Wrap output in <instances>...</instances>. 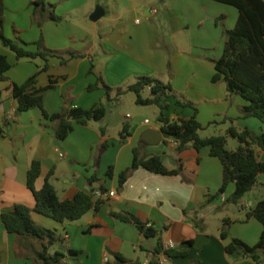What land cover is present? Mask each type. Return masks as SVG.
<instances>
[{"label": "crops", "instance_id": "1", "mask_svg": "<svg viewBox=\"0 0 264 264\" xmlns=\"http://www.w3.org/2000/svg\"><path fill=\"white\" fill-rule=\"evenodd\" d=\"M47 1L54 5L60 22L42 21L31 0H3V34L24 43L30 51L36 50L35 44L42 38L45 49L59 54L73 52L79 57L63 65L59 57L17 60L14 53L0 45V54L10 64L0 80V215L16 204L30 208L35 225L59 237L49 251L63 253L65 264H105V259H113L112 253L144 264L154 257L159 241L164 248L172 243V248L186 254L166 258L165 264H255L225 254L224 247L232 239L254 245L262 225L247 216L254 201L240 200L241 209L233 211L223 207L234 183L218 193L222 165L210 155V148L179 151L170 137L152 143L146 132L163 131L162 123L151 124L140 115L123 116L121 109L130 92L115 98L118 89L125 90L139 77H151L172 88L164 100L163 116L169 121L194 117L203 128L201 138L217 136L210 135L217 130L227 133L229 127L261 134L262 123L242 115L245 101L241 96L229 94L225 81H212V61L223 50L224 37L217 20L224 15L220 5L225 4L212 0H106L112 8L102 7L103 16L92 22L94 0ZM159 14L160 19L155 21ZM232 22L234 15L226 29L232 28ZM91 68L93 73H89ZM33 74L36 88L55 81L53 88L42 92L47 114L59 113L65 107L87 110L103 103L109 106L105 117L87 125L74 124L69 135L58 140L52 123L40 109L17 112L12 87L23 84ZM97 77L112 89L110 103L103 89L87 90ZM113 117L115 123L110 121ZM123 127L128 135L121 139ZM253 149L258 161H264V150ZM134 151L141 160L158 156L165 168L180 169V173L161 175L139 166L129 171L119 187L118 176L131 167ZM33 161L41 167L34 184L36 190L48 178L60 200L72 199L78 192L99 190L100 186L113 191L114 196L102 200L98 210L91 209L77 221L57 222L34 211L35 200L26 185ZM109 168L111 177L106 175ZM92 175L99 180L90 186ZM263 175L257 176L256 185L264 187L259 182ZM116 213H131L142 223H149L155 236L145 237L134 225L115 217ZM224 219H230L225 240L219 236ZM214 222L218 223L217 231L211 232ZM199 234L208 239L196 248ZM41 244L36 239L19 241L7 232L0 218V264H34L29 256ZM260 264H264V254Z\"/></svg>", "mask_w": 264, "mask_h": 264}, {"label": "trees", "instance_id": "2", "mask_svg": "<svg viewBox=\"0 0 264 264\" xmlns=\"http://www.w3.org/2000/svg\"><path fill=\"white\" fill-rule=\"evenodd\" d=\"M212 1L232 6L238 14L232 29H226L222 25L223 50L220 57L212 61L215 70L212 81H225L229 94L241 96L245 101L241 110L242 115L258 119L263 125L262 133L255 135L246 130L238 131L234 127H229L226 134L239 143V147L235 151L227 150L226 137L223 135L201 138L199 132L203 128L194 117L169 121L163 116V110L166 106L164 100L169 97L172 88L170 84H164L151 77H139L125 90L118 89L115 98L130 92L135 95L136 104L157 106L160 111L158 121L162 123V130L177 143L179 151L188 147L199 150L208 146L210 155L216 157L222 165V183L218 193H223L229 183H234V190L226 202L237 204L257 184V176L264 173V161H258L253 149V147H257L264 150V0ZM31 4L42 21L60 22L62 20L60 16L55 14L54 5L47 0H31ZM224 17V15L220 16L219 20ZM3 24L4 3L3 0H0V45L14 53L17 60L39 57L46 61L48 57H59L63 65L69 59L79 57L73 52L59 54L45 49L42 38L36 42V50L30 51L24 43L6 38L3 34ZM9 67L10 64L6 57L0 54V80L4 78ZM89 73H93L92 68ZM35 84L36 74H33L23 84L13 85L12 96L17 101V112L22 113L32 108L40 109L42 116L52 123L55 137L58 140L65 139L73 130L74 124L87 125L90 121L98 122L106 115L107 107L103 103L87 110L65 107L59 113L49 115L43 108L42 92L53 88L55 81L50 80L49 84L43 88H36ZM100 88L105 91L106 102L110 103L113 100L111 97L112 89L103 83L100 77H97L96 81L87 87V90L94 91ZM146 88L149 89L151 97L142 98L141 92ZM1 132H3L2 127H0ZM101 133H104V129H101ZM127 135V128L123 127L120 132L121 139L126 138ZM133 153L131 167L122 171L118 176L119 187L125 183L129 171L139 166L161 175L171 176L180 173V169L168 170L165 168L158 156L141 160L135 151ZM40 168V163L33 161L27 171L26 178V185L35 200L34 211L57 222H73L79 220L91 209L98 210L102 199H95L92 195V189L88 192H78L72 199L60 200L55 188L46 178L42 188L36 190L34 184L40 175ZM106 175L112 176V168L107 170ZM98 180L96 175H92L89 178V185L91 186L93 182ZM99 190L106 191L102 186L99 187ZM114 216L122 222L134 225L147 238L156 234L153 228H146L145 223H142L131 213H116ZM247 216L256 219L262 225V231L257 242L249 246L238 239H232L225 245L224 251L231 259L247 258L255 264H260L261 256L264 254V200L258 201L251 207ZM0 218L7 232L16 235L19 241L36 239L42 242L40 249L33 250L29 256L34 264H65L63 253L59 251L51 253L49 251L51 246L60 241L59 237L54 231L35 225L30 218V208L23 204H16L11 211L1 213ZM229 224L230 219L222 221L219 236L223 240L228 236L227 227ZM241 246L242 248H240ZM17 249L20 251V247ZM69 253L74 252L70 250ZM160 254H163L167 259L186 255L174 248H164L159 241L153 250L154 257L148 261V264H160L155 258ZM112 255L113 259L105 264H139L137 261L127 260L119 253H112Z\"/></svg>", "mask_w": 264, "mask_h": 264}, {"label": "rangeland", "instance_id": "3", "mask_svg": "<svg viewBox=\"0 0 264 264\" xmlns=\"http://www.w3.org/2000/svg\"><path fill=\"white\" fill-rule=\"evenodd\" d=\"M93 3H94V9L96 7H101V8L102 7H107L108 5H109L110 9L112 8V5H111L110 1L107 2L106 0H94ZM220 6H221L220 8L224 9V11H225V12H223L225 17L222 20H219L218 24L221 27H222V25L225 28L229 27L230 26V22L233 21V15H234V22H232V25H231L232 28H233L235 23H236V19H237V10L234 7L228 6V5H220ZM161 15L159 14L155 18V21L159 20ZM141 96H142V98L151 97L150 91H147V90L142 91L141 92ZM135 100H136L135 95L133 93H129V95H128V97H126L124 105H123V107L121 109L122 115L123 116L128 115L129 117H134L135 115H140L143 118H147L151 122V124H157L159 122L158 121V116H159L158 112H160V111H158L159 108L157 106H155V105L141 106V105L136 104ZM107 108H109L108 105H107ZM155 112H157V113H155ZM110 121H111V123H115L116 122V118L113 117V118L110 119ZM210 135H223V136H225L226 137V141H227V144H226L227 150L235 151L239 147V143H238V141L236 139L231 138L225 132H223V131L221 132V130H217L215 132V134H210ZM259 182L264 184V175H263V177L261 179H259ZM246 199H249L250 201H254L255 203H257L258 201L264 200V187L261 184L255 185L251 191L247 192L242 197L241 200L245 201ZM238 204L239 203L234 204V203L226 202V203L223 204V207L230 208L233 211V210L241 209ZM246 209H248V208H246ZM217 227H218V223L217 222L212 223L211 226H210V231L211 232H216L217 231ZM221 227H222V224H221ZM262 256H261V259H262Z\"/></svg>", "mask_w": 264, "mask_h": 264}, {"label": "water", "instance_id": "4", "mask_svg": "<svg viewBox=\"0 0 264 264\" xmlns=\"http://www.w3.org/2000/svg\"><path fill=\"white\" fill-rule=\"evenodd\" d=\"M104 14V11L101 7H96L93 13L90 15V20L92 22L98 21ZM146 134L150 136L152 143H157L160 142L163 138L167 139L169 138V134L166 133L165 131H158V130H153V131H147ZM207 236L199 234L195 238V243L194 247L199 248L201 247L206 241H207ZM242 248V246L240 247Z\"/></svg>", "mask_w": 264, "mask_h": 264}, {"label": "built area", "instance_id": "5", "mask_svg": "<svg viewBox=\"0 0 264 264\" xmlns=\"http://www.w3.org/2000/svg\"><path fill=\"white\" fill-rule=\"evenodd\" d=\"M153 12L155 13L156 10H154ZM146 122H147V120H146ZM175 144H177V143L175 142ZM92 195H93V197L95 199H102V200H104V199H106L108 197L114 196V192L113 191H105V192H102L100 190H95V191L92 192ZM145 227L146 228H152V226L149 223H146L145 224ZM172 247H173V244L172 243H169V248H172ZM165 259H166V257L163 254H160L158 256V262L160 264H165ZM105 262H107V259H105ZM144 264H148V262H146Z\"/></svg>", "mask_w": 264, "mask_h": 264}]
</instances>
